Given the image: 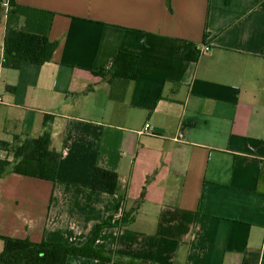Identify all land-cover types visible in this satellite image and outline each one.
<instances>
[{
	"label": "crops",
	"instance_id": "0c3cea01",
	"mask_svg": "<svg viewBox=\"0 0 264 264\" xmlns=\"http://www.w3.org/2000/svg\"><path fill=\"white\" fill-rule=\"evenodd\" d=\"M15 1L55 17L46 62L4 69L0 3V144L48 116L60 159L55 182L0 179V252L1 237L81 247L110 222L93 244L109 261L66 264L264 258V0ZM120 52L136 78L97 75ZM96 167L118 193L90 188Z\"/></svg>",
	"mask_w": 264,
	"mask_h": 264
},
{
	"label": "trees",
	"instance_id": "16d2710c",
	"mask_svg": "<svg viewBox=\"0 0 264 264\" xmlns=\"http://www.w3.org/2000/svg\"><path fill=\"white\" fill-rule=\"evenodd\" d=\"M6 4V20L3 39L1 67L18 70L23 65L41 66L47 60V47L51 25L55 14L50 11L18 4L15 0H0ZM137 56L118 53L111 70L97 75L111 79L134 80ZM50 118L45 117L43 131L36 138L15 136L12 144L1 143L12 160L0 159V179L9 173L55 182L60 154L51 149ZM90 188L95 192L115 195L119 192L118 175L115 172L96 167L92 174ZM100 225L89 242L81 247L64 246L42 241L2 238L0 264H66L70 256L89 257L109 261L105 251L93 249V244L102 228ZM117 264H138L133 260L117 258ZM242 264H264L258 252H245Z\"/></svg>",
	"mask_w": 264,
	"mask_h": 264
},
{
	"label": "built area",
	"instance_id": "2783aa9c",
	"mask_svg": "<svg viewBox=\"0 0 264 264\" xmlns=\"http://www.w3.org/2000/svg\"><path fill=\"white\" fill-rule=\"evenodd\" d=\"M210 50V47L209 46H207V45H204L200 50H199V52L200 53H203V52H208ZM2 102H1V99H0V104H1ZM149 131V125L148 124H145V126H144V129H143V132H141V134H146L147 132Z\"/></svg>",
	"mask_w": 264,
	"mask_h": 264
},
{
	"label": "rangeland",
	"instance_id": "374dc122",
	"mask_svg": "<svg viewBox=\"0 0 264 264\" xmlns=\"http://www.w3.org/2000/svg\"><path fill=\"white\" fill-rule=\"evenodd\" d=\"M11 158H12V156H11Z\"/></svg>",
	"mask_w": 264,
	"mask_h": 264
}]
</instances>
